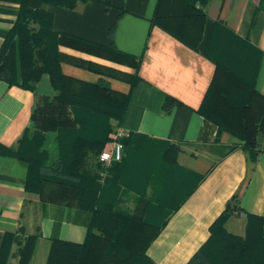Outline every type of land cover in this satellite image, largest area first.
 Here are the masks:
<instances>
[{
    "label": "trees",
    "instance_id": "16d2710c",
    "mask_svg": "<svg viewBox=\"0 0 264 264\" xmlns=\"http://www.w3.org/2000/svg\"><path fill=\"white\" fill-rule=\"evenodd\" d=\"M3 1L17 3L18 9L0 43V80L34 93L37 82L46 75L53 93L42 101L46 109L42 103L32 109L31 126L23 129L15 145L0 146V155L24 167L25 192L38 195L41 202L85 207L87 213L83 240L76 243L51 237L45 264H154L146 255L148 245L204 174L191 173L194 185L172 204L174 207L163 208L165 203L155 193L157 186L141 184L139 178L125 183L118 179L122 158L104 168L97 156L113 125L122 121L127 95L112 90L103 78L90 83L66 75L60 62L68 59L99 75L130 84L138 80L136 72L67 58L58 50L60 43L91 44L53 31L51 14L41 5L73 9L86 0ZM208 1L156 0L151 23L196 49ZM104 4L108 6V1ZM257 7L264 11V0H259ZM113 28V24L108 27L109 36ZM107 50L117 60H132L136 70L139 57L122 53L112 44ZM260 55L255 47L215 20L207 45L214 70L196 109L216 126V140L221 132L231 135L236 142L228 152L238 147L250 163L264 153V96L255 89ZM173 103L175 100L166 96L163 111ZM129 135L119 138L121 149ZM178 150L177 145L166 143L160 156L163 163L174 165ZM102 171L103 178L99 176ZM236 204L237 198L232 196L209 225L205 242L184 264H264L262 216L246 213L242 235L225 229L227 218L238 212ZM39 235L38 227L27 233L23 225L4 232L0 264H7L11 256L15 264H29Z\"/></svg>",
    "mask_w": 264,
    "mask_h": 264
},
{
    "label": "crops",
    "instance_id": "0c3cea01",
    "mask_svg": "<svg viewBox=\"0 0 264 264\" xmlns=\"http://www.w3.org/2000/svg\"><path fill=\"white\" fill-rule=\"evenodd\" d=\"M258 1L209 0L196 49L151 23L156 0H86L73 9L41 5L51 14L53 31L91 44L60 43L57 48L67 58L137 74L138 80L130 84L68 59L60 62L66 75L90 83L103 78L112 90L127 95L122 121L111 130L118 126L130 133L121 149L118 179L125 183L139 178L141 184L157 186L155 193L165 203L161 207L168 208L194 185L191 173L204 174L148 245L146 255L154 264H184L205 242L209 225L232 196L237 198L238 212L227 218V231L242 235L246 213L264 218V153L250 163L240 148L228 152L236 140L221 132L217 141L216 126L196 112L214 70L207 45L215 20L260 52L255 89L264 96V11L257 7ZM17 9V3L0 0V43ZM112 24L109 36L107 29ZM111 44L139 57L136 70L132 60L115 59L107 50ZM52 93L46 75L41 76L34 93L0 80V146L15 145L23 129L31 126L32 109ZM166 96L175 103L163 111ZM111 131L101 150L110 146ZM166 143L179 147L174 165H165L160 157ZM24 176L19 162L0 155V242L4 232L19 225L27 233L38 227L40 235L29 264H45L51 237L76 243L83 240L87 213L85 207L41 202L38 195L24 191ZM15 261L11 256L7 264Z\"/></svg>",
    "mask_w": 264,
    "mask_h": 264
},
{
    "label": "built area",
    "instance_id": "2783aa9c",
    "mask_svg": "<svg viewBox=\"0 0 264 264\" xmlns=\"http://www.w3.org/2000/svg\"><path fill=\"white\" fill-rule=\"evenodd\" d=\"M126 135V132L121 127H115L111 133L110 137V146L101 150L98 153L97 160L101 165L106 168L112 162L119 161L121 159V144L119 142V138ZM101 177H103L104 173H100Z\"/></svg>",
    "mask_w": 264,
    "mask_h": 264
},
{
    "label": "rangeland",
    "instance_id": "374dc122",
    "mask_svg": "<svg viewBox=\"0 0 264 264\" xmlns=\"http://www.w3.org/2000/svg\"><path fill=\"white\" fill-rule=\"evenodd\" d=\"M42 104H43L42 108H43V109H46V108H47L46 103L42 102ZM111 132H112V131H111ZM49 134H50V133H49ZM47 142H48V145H49L50 142H51L50 138H48V141H47ZM49 147H50V149H52V148H51V145H49ZM102 172H103V171H102ZM103 173H104V172H103ZM103 176H104V175H103ZM101 178H103V177H101ZM9 258H10V257H9ZM15 262H16V261H15Z\"/></svg>",
    "mask_w": 264,
    "mask_h": 264
}]
</instances>
